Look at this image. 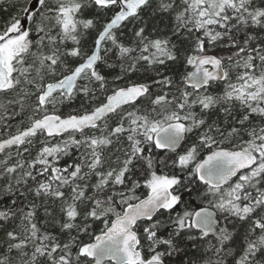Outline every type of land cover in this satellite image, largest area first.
<instances>
[{
  "label": "snow or ice",
  "instance_id": "obj_1",
  "mask_svg": "<svg viewBox=\"0 0 264 264\" xmlns=\"http://www.w3.org/2000/svg\"><path fill=\"white\" fill-rule=\"evenodd\" d=\"M8 13L0 264H264V0Z\"/></svg>",
  "mask_w": 264,
  "mask_h": 264
},
{
  "label": "trees",
  "instance_id": "obj_2",
  "mask_svg": "<svg viewBox=\"0 0 264 264\" xmlns=\"http://www.w3.org/2000/svg\"><path fill=\"white\" fill-rule=\"evenodd\" d=\"M13 2H14V0H9L8 3H5L3 5H0V8L3 9V10H0V23H3L8 18V15H9L8 9L10 7V4H12ZM19 2H22V0H19ZM145 19L148 20L150 27L153 24H155V25L163 28L164 27V24L160 22L161 19H163L165 23L167 22V17L161 18V17L157 16L155 18L149 19V17L146 16ZM78 104H79V100H77V101L74 102V104H73V106H72L71 109L65 108L64 111L67 112V111L74 110L77 107ZM199 203H200L199 201H196V204L197 205H199Z\"/></svg>",
  "mask_w": 264,
  "mask_h": 264
}]
</instances>
